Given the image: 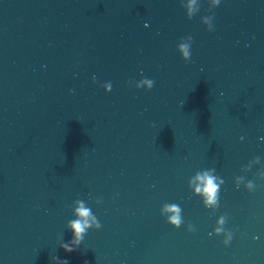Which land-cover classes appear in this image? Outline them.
Here are the masks:
<instances>
[{
    "label": "water",
    "instance_id": "95a60500",
    "mask_svg": "<svg viewBox=\"0 0 264 264\" xmlns=\"http://www.w3.org/2000/svg\"><path fill=\"white\" fill-rule=\"evenodd\" d=\"M261 171L264 0H0V264H264ZM77 199L101 228L67 252Z\"/></svg>",
    "mask_w": 264,
    "mask_h": 264
},
{
    "label": "clouds",
    "instance_id": "9594fccd",
    "mask_svg": "<svg viewBox=\"0 0 264 264\" xmlns=\"http://www.w3.org/2000/svg\"><path fill=\"white\" fill-rule=\"evenodd\" d=\"M191 3H195V0H190ZM214 2L218 5L220 0H214ZM183 39V37L181 38ZM189 43H182L177 46L178 51L180 52L182 58L187 61L190 59L191 52L190 46L192 43V37L187 36ZM95 76H93V82H95ZM142 83L147 84V89H151L154 85V80L144 78L142 79ZM110 91L112 88L111 83L109 84ZM141 85L138 84L137 88H140ZM254 160L259 164L260 157H254ZM250 170V169H248ZM215 172L214 168H209L207 170L197 171L196 175L191 178L188 182L189 188L193 190V193L202 197V201L205 207L211 208L215 210L219 207V193H220V186L224 183V180L219 176L213 174ZM259 178L264 180V171H261L258 174ZM245 181V177L237 176L235 177V185L237 188L240 187L241 182ZM245 188L249 191L254 190L257 186L251 180H246L244 183ZM77 207L74 209L75 215L77 216L76 219L69 220L67 222L68 226L73 231V239L68 243H62L60 246L67 252L76 251L79 245L81 244L82 240L88 229L101 228V224L93 214L90 207L86 206V203L83 200H75ZM96 203H100V201H96ZM182 209L176 203H165L161 209V215H165L167 222L170 223L172 226L179 228L182 223H184L182 216ZM227 216L221 215L216 221V226L213 229L215 235L223 234V244L228 245L233 236V232L231 230H226L224 225L226 223ZM189 231H194V227L191 223L187 225ZM213 233H209L212 235ZM54 260H57L58 264H69V262L64 259L60 260L59 257H53ZM87 264V262H85Z\"/></svg>",
    "mask_w": 264,
    "mask_h": 264
}]
</instances>
